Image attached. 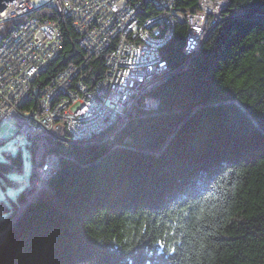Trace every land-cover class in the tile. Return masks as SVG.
<instances>
[{
    "label": "trees",
    "instance_id": "obj_1",
    "mask_svg": "<svg viewBox=\"0 0 264 264\" xmlns=\"http://www.w3.org/2000/svg\"><path fill=\"white\" fill-rule=\"evenodd\" d=\"M197 1L180 6L195 9ZM231 1V11L255 17L216 26L192 59L183 50L181 25L167 58L183 70L158 83L155 111L138 105L103 143L38 140L43 157L57 153L58 169L43 196L20 193L0 205L6 210L0 213V264H264V0ZM59 23L64 47L44 80L73 64L83 67L90 88L97 86L109 51L89 56L71 22ZM26 107L38 105L29 100ZM175 148L180 155L172 160L148 158ZM5 156L0 182L23 163L21 156ZM35 179L29 183L37 192ZM85 190L87 197L80 195ZM137 190L147 195L137 197ZM165 229L178 234L175 254ZM36 234L46 239L38 242ZM147 245H164L171 256L146 263Z\"/></svg>",
    "mask_w": 264,
    "mask_h": 264
},
{
    "label": "bare ground",
    "instance_id": "obj_2",
    "mask_svg": "<svg viewBox=\"0 0 264 264\" xmlns=\"http://www.w3.org/2000/svg\"><path fill=\"white\" fill-rule=\"evenodd\" d=\"M95 1L106 2L105 0H7L6 6L0 11V16L7 18L13 28L7 35L9 47H6V50L11 52L12 59L19 64L18 82L14 83L13 87L14 94L5 95L6 98L15 97V99L8 101L2 97L3 100L0 102V123H2L0 128L11 122L16 128L27 127L16 124L18 121H14V115L26 117L28 111L31 117L29 124L31 131L28 128V131L21 130L29 142L32 170L28 176L30 178L34 175L37 178V175H40L46 178L43 182L35 180L36 190H40L47 182H50L55 175L51 167L58 168L59 165L56 152L50 150L45 157L42 156L43 149L37 147L39 139L50 138L79 145L103 143L104 140L109 139L111 127L116 118L131 116L138 105L145 110H156L159 101L153 93L158 83L183 70L182 65L172 68L167 58V50L181 25H185L182 29L185 30L183 50L192 59L201 50L207 38V32L216 27L212 23L219 22L220 25L232 18L245 20L255 17L254 12L231 11L233 4L231 0H218L215 7L210 6L206 9H203V5L215 0H198L195 9L183 8L180 6L181 0L165 2L137 0L132 5L127 4L120 8L121 3L126 2L118 0V3L113 1V14L109 15L108 20L105 21L100 13H95L93 5ZM222 1L224 4L219 6L218 2ZM216 9L217 11H213ZM37 14L45 17H38ZM228 16L231 17L228 18ZM261 16L264 17V15ZM200 19L205 22L199 21ZM62 20L71 22L72 27L80 35V45L89 56L109 51L105 62L106 77L97 86L90 88L81 76L83 67L73 64L58 71L57 75L47 82L44 80V74L49 70L50 64L61 55L64 47L59 23ZM116 27L120 31L114 35L116 30L113 29ZM139 34L144 38L143 40ZM122 41L125 43L122 44ZM172 59L175 61L174 58ZM11 78L13 79L14 76L12 75ZM36 81L40 84L35 86ZM29 100L31 104L38 105V108L27 110L26 105ZM234 102L236 103L235 100ZM12 107L14 108L10 111ZM43 108L40 117L32 115ZM196 111L197 109L192 110L191 115H195ZM11 112H13L12 117H8ZM198 112L199 114L203 112L202 108H199ZM174 132L175 130H172V133ZM216 136L221 138L222 133ZM171 138L173 139L174 136ZM2 143L3 138L0 135V145ZM19 151L20 155H15ZM19 151L5 153V155L12 154L23 158L21 169H12L2 179L7 184L15 183L13 179H16V183L23 185L21 191L7 196L9 200L7 202L10 204L14 200V195L17 196L20 193L28 195V191L32 194L37 193L29 190V179L18 178L19 174L23 175L26 172L22 149L20 148ZM179 151L175 148L173 152L169 150L168 154L164 149V153H154L148 158H154L158 154L172 160L180 155ZM211 156L215 158L216 155L211 153ZM208 157V155L203 157V160ZM86 170L89 171L88 168ZM119 186L121 187L119 193L125 192L120 183ZM137 192L139 193L135 195L137 197L147 195L140 190ZM80 195L87 197L90 194H87L85 190L80 192ZM130 195L134 196L132 192ZM122 198L121 196L119 199ZM3 202L7 204L6 201L0 200V205H4ZM175 235L178 234L172 229H165L163 234V239L173 243H170L168 247L173 254L177 251L174 246V243H177L174 240ZM159 237L156 236V238ZM34 238L38 242L46 239L44 235L40 237L39 234H36ZM160 256L166 257L159 248H150L149 245L142 253L146 263L156 261ZM24 258L25 256H21L22 260Z\"/></svg>",
    "mask_w": 264,
    "mask_h": 264
},
{
    "label": "rangeland",
    "instance_id": "obj_3",
    "mask_svg": "<svg viewBox=\"0 0 264 264\" xmlns=\"http://www.w3.org/2000/svg\"><path fill=\"white\" fill-rule=\"evenodd\" d=\"M217 1L218 0H215V2H206L203 5V9L209 8L210 6L215 7ZM218 3H219V6H221V5L224 4V1L218 2ZM218 8H220V7H218ZM213 11H217V9L213 10ZM193 13H195V12H193ZM103 17H105V16H103ZM229 17H231V16H228V18ZM201 20L202 19H200L199 21H201ZM202 21L205 22V20H202ZM212 25L218 26L219 22L218 23L217 22L216 23H212ZM113 30H116V31H114V35L116 34V32L120 31L117 27H116V29H113ZM211 31L207 32V35ZM10 32H11V30H10V27H9L8 19L7 18H2V16H0V102H1V100H3L2 97H5V95L14 94V91H13L14 82L15 83L18 82L14 78L11 79V77H12V75H14L18 71L19 66H16L15 62L8 60L7 54H6L7 50L4 47L5 39H6L7 35ZM125 42H126V40H125ZM125 42L122 41V44L125 43ZM6 47H9V46H6ZM6 99L8 101H10V100L15 99V97L6 98ZM13 108L14 107L10 108L9 110L12 111ZM43 110H44V108L42 110H39L36 114H34L32 112L31 113L35 117H40V113ZM12 115H13V112H11L8 117H12ZM26 115H27L26 117H22L19 114H15L14 115V121H18V122H16V124L27 126L28 130L31 131V128L29 127V124L31 122V117L29 116L28 112H26ZM0 118H1V116H0ZM129 118H130V116H124V117H120L116 121L114 120L115 122L113 123V125L111 127L110 136L115 132V130H117L121 126H123L129 120ZM7 131H9V133ZM0 135L3 138V143L0 145V161H4L5 159H7L6 156H5L6 152L17 153V151H19L20 148H21L22 149V153H23L24 158H25L26 172L23 175L19 174L18 178H24L25 177V179L28 180L29 179L28 175L31 173V170H32V162H31L30 152H29V148H28V143H29L28 139L23 136V133L20 131L19 128L15 127V124L13 122L7 123V124L2 126L0 128ZM85 144H90V143H85ZM51 169L54 171V174L56 175V172H57L56 169H58V168L51 167ZM94 172L95 171H92L91 174H93ZM95 174H96V172L94 173V175ZM45 179L46 178H43L42 176L37 175V178L35 180L43 182ZM13 180L15 181V183L7 184V182L5 180L0 182V200L9 201L7 199V196H11V195L15 194L17 191L23 189V185L21 187H18L19 184L16 183L17 180L16 179H13ZM31 185L32 184L29 185V190H31L30 189ZM29 192L30 191L27 192L29 199H31L32 197H36V196H38L41 193H42L41 195L43 196L44 195V188H42L39 191H37L38 194L37 193L32 194V192H30V193ZM45 194H47V192ZM4 212H6L5 206H4V208L2 210H0V213L2 215H3ZM0 239H1V236H0ZM1 242H2V239L0 240V243ZM160 250H161V252H163V254H165L166 259L169 258L168 256H171L170 253H167V254L164 253V245H163V247L160 248ZM110 257H111L110 259H112L114 257L116 258L117 256H116V254H114V255L110 254Z\"/></svg>",
    "mask_w": 264,
    "mask_h": 264
},
{
    "label": "built area",
    "instance_id": "obj_4",
    "mask_svg": "<svg viewBox=\"0 0 264 264\" xmlns=\"http://www.w3.org/2000/svg\"><path fill=\"white\" fill-rule=\"evenodd\" d=\"M105 1L106 2H104V3H102V2L99 3L98 1H95V2H93V5H94L95 13H100L102 16H105L104 19H105V21H107L109 18V15L113 14V12H112L113 1L115 3H118L119 1L118 0H105ZM121 1L126 2V3L122 4L120 2L121 3V5L119 6L120 8H122L124 5H127V4L132 5V3H131L132 0H121ZM165 1L166 0H163V2H165ZM139 36L141 37L142 40L144 39L140 34H139ZM6 46H7V37H6V44L4 45L5 49H6ZM6 54H7V58L9 61H13V62H15L16 66H19L18 62H16L15 60L12 59V55H11V52L9 50H7ZM17 74H18V71L13 75L15 80H17ZM119 118L120 117L116 118L115 121L118 120Z\"/></svg>",
    "mask_w": 264,
    "mask_h": 264
},
{
    "label": "water",
    "instance_id": "obj_5",
    "mask_svg": "<svg viewBox=\"0 0 264 264\" xmlns=\"http://www.w3.org/2000/svg\"><path fill=\"white\" fill-rule=\"evenodd\" d=\"M7 0H0V11L6 6L5 5V2H6ZM20 130H26L27 129V127H20L19 128Z\"/></svg>",
    "mask_w": 264,
    "mask_h": 264
}]
</instances>
